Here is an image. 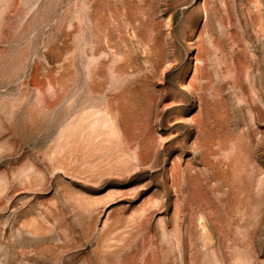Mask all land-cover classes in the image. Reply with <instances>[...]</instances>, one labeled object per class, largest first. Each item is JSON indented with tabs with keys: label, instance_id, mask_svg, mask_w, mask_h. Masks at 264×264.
Masks as SVG:
<instances>
[{
	"label": "rangeland",
	"instance_id": "obj_1",
	"mask_svg": "<svg viewBox=\"0 0 264 264\" xmlns=\"http://www.w3.org/2000/svg\"><path fill=\"white\" fill-rule=\"evenodd\" d=\"M0 264H264V0H0Z\"/></svg>",
	"mask_w": 264,
	"mask_h": 264
}]
</instances>
